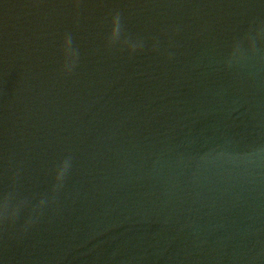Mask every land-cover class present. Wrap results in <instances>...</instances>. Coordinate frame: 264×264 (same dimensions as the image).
I'll list each match as a JSON object with an SVG mask.
<instances>
[{
    "label": "water",
    "instance_id": "1",
    "mask_svg": "<svg viewBox=\"0 0 264 264\" xmlns=\"http://www.w3.org/2000/svg\"><path fill=\"white\" fill-rule=\"evenodd\" d=\"M0 264H264V0H0Z\"/></svg>",
    "mask_w": 264,
    "mask_h": 264
},
{
    "label": "clouds",
    "instance_id": "2",
    "mask_svg": "<svg viewBox=\"0 0 264 264\" xmlns=\"http://www.w3.org/2000/svg\"><path fill=\"white\" fill-rule=\"evenodd\" d=\"M66 44L68 45V47L66 48L65 53H64L65 56H66V58H73V57H75V53L71 49V42H70V40H66ZM62 175L63 174H61V176L58 177V179H62Z\"/></svg>",
    "mask_w": 264,
    "mask_h": 264
}]
</instances>
